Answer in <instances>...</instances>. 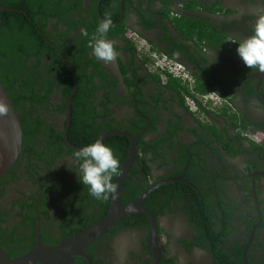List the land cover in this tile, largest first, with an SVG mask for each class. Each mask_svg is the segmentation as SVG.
<instances>
[{
  "label": "flooded vegetation",
  "instance_id": "flooded-vegetation-1",
  "mask_svg": "<svg viewBox=\"0 0 264 264\" xmlns=\"http://www.w3.org/2000/svg\"><path fill=\"white\" fill-rule=\"evenodd\" d=\"M5 1L15 13L9 21L21 14L35 32L24 30L18 51L27 58H10L17 75L4 77L25 129L22 152L0 182V246L9 258L37 237L56 246L104 220L132 148L119 201L142 198L143 213L123 215L88 246L90 264H264V74L236 53L264 0ZM105 16L118 53L110 63L88 46ZM132 37L153 52V64ZM158 57L168 63L158 67ZM173 64L195 91L219 99L215 114L227 111L226 124L200 121L195 113L212 110L197 100L190 111ZM98 138L120 164L104 200L79 182L74 160Z\"/></svg>",
  "mask_w": 264,
  "mask_h": 264
},
{
  "label": "water",
  "instance_id": "water-1",
  "mask_svg": "<svg viewBox=\"0 0 264 264\" xmlns=\"http://www.w3.org/2000/svg\"><path fill=\"white\" fill-rule=\"evenodd\" d=\"M8 8L1 5L0 12ZM0 109L5 113L0 115V180L12 168L22 152L23 130L18 115L0 82ZM134 143V142H133ZM134 149L131 148L117 183L115 196L104 220L92 225L84 231L73 235L64 242L48 247L43 246L37 237V244L30 251L17 258H9L0 246V264H73L77 257L90 259L85 249L109 231L125 214L142 212V198L139 201L122 207L119 201L121 186L128 174L133 158ZM147 215L146 213H144ZM148 216V215H147Z\"/></svg>",
  "mask_w": 264,
  "mask_h": 264
},
{
  "label": "clouds",
  "instance_id": "clouds-1",
  "mask_svg": "<svg viewBox=\"0 0 264 264\" xmlns=\"http://www.w3.org/2000/svg\"><path fill=\"white\" fill-rule=\"evenodd\" d=\"M111 25V17L105 16L90 37L88 45L92 56L105 63L112 62L118 55L114 42L107 37ZM252 33L238 43L236 53L247 68L264 74V12L257 13ZM82 34L88 35L86 30ZM4 113L5 110L0 109V115ZM74 160L78 166V180L88 186L89 195L97 200L107 199V194L115 189L112 178L120 171L119 160L111 147L98 138L76 150Z\"/></svg>",
  "mask_w": 264,
  "mask_h": 264
},
{
  "label": "trees",
  "instance_id": "trees-1",
  "mask_svg": "<svg viewBox=\"0 0 264 264\" xmlns=\"http://www.w3.org/2000/svg\"><path fill=\"white\" fill-rule=\"evenodd\" d=\"M13 4H16L17 0H11ZM1 5L3 6H10L9 4L6 3L5 0H1ZM15 14L14 12L10 11H4L0 12V82L5 89L7 96L10 100H13L14 98L11 96L9 90H8V83H10V80L7 79L4 81L5 75L9 76H16L17 73L15 72V64L10 62L11 60L18 59L20 62L24 59L27 58L26 53H23V51H18L19 48H21L23 43L19 42V40H25V33L24 30H28L30 33L35 34L34 28L30 25L27 24V18L23 17L21 14L19 15V18L15 21H9V16H12ZM2 31V33H1ZM29 37H31L29 34H27ZM26 41V40H25ZM23 55V56H22ZM4 60L5 61L4 63ZM10 62V63H8ZM15 75H11V73H14ZM170 84H173V88L176 90H180L179 85L176 83V81H172ZM197 93L202 94L201 88L198 87L196 90ZM191 98H193L192 95H190ZM35 98V91L32 96ZM182 98V96H181ZM16 101L13 102V107L15 108ZM16 109V108H15ZM220 115L225 116L228 115L227 111H220ZM22 129L25 131L24 127ZM125 155V152L122 154V156ZM3 181V178L0 180V182ZM2 183V182H1ZM11 258V257H10Z\"/></svg>",
  "mask_w": 264,
  "mask_h": 264
},
{
  "label": "built area",
  "instance_id": "built-area-1",
  "mask_svg": "<svg viewBox=\"0 0 264 264\" xmlns=\"http://www.w3.org/2000/svg\"><path fill=\"white\" fill-rule=\"evenodd\" d=\"M131 39L133 40V43L135 45L142 47V50H140V51L144 52L146 54V56L149 58L148 62L150 61V64H153L152 60L155 59L153 52L149 51L148 48L144 45V43L142 41L138 40L136 37H134V38L132 37ZM166 63H168V62L165 61L164 59H159V57H158V60L155 61V64H157L158 67L164 66V64H166ZM165 66H167V65H165ZM170 72L174 78L180 77L183 80V83H185L186 87L189 90V93L193 96V98H191V99L186 98L187 106L191 112L195 113L196 111H198V109L196 108V104L194 103L193 100H197V101L201 102L202 104H204L206 109L209 107V109L212 110L211 112H213V113L217 112L218 107H220L221 105H220L219 99L213 93H211V92L207 93V94L197 93L194 90L193 80L191 78H189L184 73L183 69L181 67H179L178 65L173 64V67H172ZM205 112H207V111H205ZM246 137L249 138L250 141L256 142V143H258L260 141V138H262L261 135L253 136L252 134H246Z\"/></svg>",
  "mask_w": 264,
  "mask_h": 264
},
{
  "label": "crops",
  "instance_id": "crops-1",
  "mask_svg": "<svg viewBox=\"0 0 264 264\" xmlns=\"http://www.w3.org/2000/svg\"><path fill=\"white\" fill-rule=\"evenodd\" d=\"M218 118H219L224 124H226L227 120L225 119V117H223V116L221 117L220 114H208V115L206 116L207 121L210 122L211 125H212V123H214V122H212V120H213V121H217ZM218 124H220V123H218ZM212 126H213V125H212ZM231 168H232V167H231Z\"/></svg>",
  "mask_w": 264,
  "mask_h": 264
},
{
  "label": "rangeland",
  "instance_id": "rangeland-1",
  "mask_svg": "<svg viewBox=\"0 0 264 264\" xmlns=\"http://www.w3.org/2000/svg\"><path fill=\"white\" fill-rule=\"evenodd\" d=\"M147 65H148V67H149V64H147ZM209 113L215 114V113H213V112H209ZM206 114H207V113H204V114H198V113H195V115L198 116V117L200 118V119H199L200 121H203V120H204V117L201 116V115H204V116L206 117Z\"/></svg>",
  "mask_w": 264,
  "mask_h": 264
}]
</instances>
